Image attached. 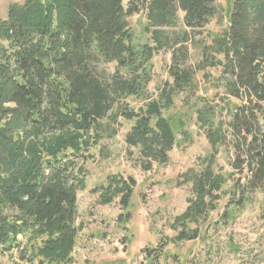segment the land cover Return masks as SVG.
Here are the masks:
<instances>
[{"label": "trees", "instance_id": "1", "mask_svg": "<svg viewBox=\"0 0 264 264\" xmlns=\"http://www.w3.org/2000/svg\"><path fill=\"white\" fill-rule=\"evenodd\" d=\"M124 1L27 0L0 20L4 254L21 251L23 236L28 261L71 264L80 231L77 192L86 188L92 151L117 135L122 117L134 122L126 143L149 160L145 170L168 163L170 152L181 147L178 135L191 141L187 118L166 115L177 97L193 111L213 151L201 172L184 176L195 199L174 220L177 241L200 239V225L217 210L229 181L239 192L264 195V0H226L223 10L219 0H131L127 6ZM143 11L153 44L136 45L129 19ZM179 12L186 29L171 32ZM214 18L226 26L202 48L197 67L190 60L188 31L199 34ZM162 51L171 53L173 82L158 88L152 99V61ZM103 61L117 64L113 75L100 68ZM217 68L218 78L206 72ZM200 72L223 96L219 91L211 101L199 96ZM131 98L142 106L131 108ZM221 148L230 174L214 171ZM136 185L119 178L101 202L120 197L128 209ZM190 224L196 228L190 230Z\"/></svg>", "mask_w": 264, "mask_h": 264}, {"label": "rangeland", "instance_id": "2", "mask_svg": "<svg viewBox=\"0 0 264 264\" xmlns=\"http://www.w3.org/2000/svg\"><path fill=\"white\" fill-rule=\"evenodd\" d=\"M26 1L0 0V20L7 17L11 6ZM130 1L125 0L124 4L127 6ZM218 4L223 10L227 2L219 0ZM183 17L184 14L179 12L178 22L169 28L171 32L186 29ZM129 22L136 45L153 44L147 31L149 23L145 11L131 17ZM225 26L226 23L222 25L214 18L199 34L188 31L191 33L188 46L193 65L201 66L202 48L211 46L212 38ZM170 64L169 51H162L154 57L149 86L152 99L158 95V88L173 82L169 74ZM116 67L115 62L103 61L100 65L107 75H113ZM206 72L218 78L221 70L207 69ZM202 76L203 72L197 74L199 96L210 99L218 91L223 96L222 89L216 92V88L207 84ZM182 100V97L175 98L173 108L166 115H172L174 119L187 118L191 141L184 143L183 137L178 135L181 147L170 152L168 163H153L152 170L146 171L149 160L141 158L140 150L126 143L134 122L122 117L116 126L117 135L113 139L104 138L92 151L94 157L88 163L86 188L77 192L76 224L80 231L71 264H264V195L239 192L233 187V181L223 187L217 210L200 225V239L177 241L174 220L185 213L188 201L195 199L192 182L188 183L184 176L201 172L213 152L196 123L195 115H192L193 111L183 107ZM128 104L133 109L142 106V102L133 98ZM214 171L217 175L232 172L223 148L219 149ZM119 178L133 179L137 184L128 209H123L120 197L110 204L101 202L108 186ZM195 228L196 225H189L190 230ZM26 242L23 236L19 237L21 251L0 252V264H38V261L30 262L25 257L29 254L23 253L26 252Z\"/></svg>", "mask_w": 264, "mask_h": 264}, {"label": "bare ground", "instance_id": "3", "mask_svg": "<svg viewBox=\"0 0 264 264\" xmlns=\"http://www.w3.org/2000/svg\"><path fill=\"white\" fill-rule=\"evenodd\" d=\"M233 212V211H232ZM221 216V215H220Z\"/></svg>", "mask_w": 264, "mask_h": 264}]
</instances>
